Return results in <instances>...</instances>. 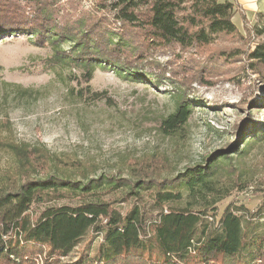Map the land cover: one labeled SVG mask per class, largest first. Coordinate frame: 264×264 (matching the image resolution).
<instances>
[{
    "label": "trees",
    "instance_id": "trees-1",
    "mask_svg": "<svg viewBox=\"0 0 264 264\" xmlns=\"http://www.w3.org/2000/svg\"><path fill=\"white\" fill-rule=\"evenodd\" d=\"M92 2L83 8L78 0H0V38L24 34L36 45L51 44L53 60L80 68L85 82L97 67L154 87L168 82L177 94L160 123L167 135L184 133L193 109L189 83L208 86L200 73L219 61L240 58V75L251 87L244 102L259 104L264 15L252 24L241 16L242 33L232 20L239 11L235 0ZM254 36L262 39L253 43ZM221 38L240 43L210 48ZM161 52L172 59L158 61ZM249 119V140L234 148L236 160L231 151L221 152L175 175L166 157L152 153L131 162L126 176H90L87 166L59 161L42 145L0 138V148L12 156L0 172V264H264V188L254 210L234 201L250 183L241 159L264 141V126ZM70 162L79 173L66 167ZM144 195L157 212L153 217L141 203ZM75 196V204L52 203ZM130 199L137 203L124 212L113 205Z\"/></svg>",
    "mask_w": 264,
    "mask_h": 264
},
{
    "label": "rangeland",
    "instance_id": "rangeland-1",
    "mask_svg": "<svg viewBox=\"0 0 264 264\" xmlns=\"http://www.w3.org/2000/svg\"><path fill=\"white\" fill-rule=\"evenodd\" d=\"M92 1L78 3L89 8ZM239 29L245 33L243 27ZM260 39L252 37L253 43ZM239 43L237 39L221 38L210 48ZM53 54L51 44L36 45L24 34L0 38V138L42 145L59 161L74 160L87 166L84 172L90 176L101 172L126 176L131 162L152 153L169 160L172 175L221 152L231 151L236 160L234 148L240 149L249 140L251 131L244 129L248 119L264 126V89L259 83L255 85V96L260 100L257 106L244 102L250 98L251 87L249 79L240 75V58L231 65L219 61L215 70L200 73L210 81L208 86L194 80L189 83L193 109L184 133L167 135L160 123L176 105L177 93L171 84L154 87L99 67L85 82L80 68L55 62ZM155 58L165 62L172 56L161 52ZM176 67L169 64L168 69ZM241 160L246 162L250 183L235 194L234 201L254 210L264 188V141L256 143ZM11 163L12 156L0 148V172ZM68 164L67 168L75 169L73 163ZM113 195L117 197L118 193ZM106 197L114 199L109 194ZM79 200L75 196L52 203L75 204ZM230 200L222 201L219 209ZM134 203L137 201L130 199L113 205L124 212ZM141 203L149 216L157 213L148 195ZM35 209L38 211V207ZM98 240L96 237L94 242Z\"/></svg>",
    "mask_w": 264,
    "mask_h": 264
},
{
    "label": "crops",
    "instance_id": "crops-1",
    "mask_svg": "<svg viewBox=\"0 0 264 264\" xmlns=\"http://www.w3.org/2000/svg\"><path fill=\"white\" fill-rule=\"evenodd\" d=\"M239 4V11L232 17L233 22L238 28L243 27L244 16L248 24L259 19V15H264V0H235Z\"/></svg>",
    "mask_w": 264,
    "mask_h": 264
}]
</instances>
